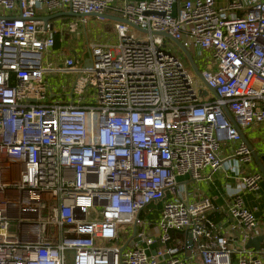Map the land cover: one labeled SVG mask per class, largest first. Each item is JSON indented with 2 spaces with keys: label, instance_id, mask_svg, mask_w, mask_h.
<instances>
[{
  "label": "built area",
  "instance_id": "built-area-1",
  "mask_svg": "<svg viewBox=\"0 0 264 264\" xmlns=\"http://www.w3.org/2000/svg\"><path fill=\"white\" fill-rule=\"evenodd\" d=\"M112 3L0 0V264H264V242L245 248L260 223L244 202L263 177L240 173L253 158L222 110L242 131L264 126V0ZM60 12L121 17L148 38L119 24L115 43L55 53L86 19H35ZM151 33L181 42L219 100H199L181 53ZM49 73L73 75L65 103ZM222 142L242 186L225 229L178 183L220 170Z\"/></svg>",
  "mask_w": 264,
  "mask_h": 264
},
{
  "label": "crops",
  "instance_id": "crops-1",
  "mask_svg": "<svg viewBox=\"0 0 264 264\" xmlns=\"http://www.w3.org/2000/svg\"><path fill=\"white\" fill-rule=\"evenodd\" d=\"M137 1L140 0H113L111 6L112 8L110 10L114 11V8L122 5L124 2ZM184 1L186 0H180V2ZM215 1L218 5L224 6L227 2L236 0ZM67 19L70 18L64 17L58 20H53L54 27H58L61 22L64 23L68 21ZM118 27L119 24L115 22L93 17L86 18L84 24H80L75 34L68 35V40H66L67 37L65 38V42L63 44L56 36L58 40L56 38L54 52L59 53L67 50L66 52L74 54V51H78L76 47H84L86 42L102 45L115 43L117 40L116 29ZM88 32H90L91 35H88ZM65 45H67V48ZM64 48L66 49L64 50ZM243 133L248 142L252 145L254 152L260 156L261 162V159L264 157V126L244 130ZM233 147L234 145H228L219 155L220 159H222L224 163L220 170L212 172L210 169H205L200 172V177L198 179H192L190 176L178 179V183L186 192V197L189 202L196 201L203 197H207L211 200L214 205V212L208 216V219L218 225H221L224 229L231 223V220L226 216L230 199L242 190L238 175L233 172H229L226 169L228 164L234 166V159L229 157L230 151ZM238 169L240 173L259 171L254 160L250 164L239 165ZM244 202L248 208L253 210L255 217L259 220L260 229L258 230L256 236L264 235V180L260 185L259 192L256 194L244 193ZM233 239L235 238L233 237Z\"/></svg>",
  "mask_w": 264,
  "mask_h": 264
},
{
  "label": "water",
  "instance_id": "water-1",
  "mask_svg": "<svg viewBox=\"0 0 264 264\" xmlns=\"http://www.w3.org/2000/svg\"><path fill=\"white\" fill-rule=\"evenodd\" d=\"M64 17H69V18H81V19H85V18H89V17H93V18H98L101 20H107V21H111V22H115L118 24H123L126 25L138 32L144 33V34H149L147 31L140 29L138 26L132 24L131 22H129L128 20L121 18V17H117V16H113V15H109V14H89V15H79V14H74L72 12H60V13H56L53 15H48V16H44V17H36V20H40L43 22V28L44 30H46L47 25H50V28L52 27V24H50L51 21L59 19V18H64ZM151 35H156V36H161L164 37L166 40L170 41L175 48L181 53V55L184 57V59L186 60L188 66L190 67L191 71L193 72V74L195 75L196 78H198L202 84L204 85V87L206 88V91H201V95L202 96H206L208 93H210L213 98L215 100H219L218 95L216 94L215 90L210 88L206 81L204 80L201 72L199 71L194 58L191 54L190 51H188L181 42L174 40L172 37H170L169 35H167L166 33H151ZM87 67H90L89 64L86 65ZM222 110L224 112V115L226 116V118L230 121V123L232 124V126L237 130L241 141L248 147V149L251 151V156L254 160V162L256 163L259 172L261 173L263 180H264V167L260 162V156L258 154H256L252 148V145L248 142V140L246 139V137L244 136L243 131L237 126V124L235 123L231 113L229 112V110L227 109L226 106H222ZM134 235V233H133ZM139 239L138 238H134L132 242H130L128 244L129 247H132L134 245L135 242H138ZM264 242V235L262 236H255L251 239H249L247 241V243L245 244V248L246 249H253L255 251H260L261 247H262V243ZM154 254V252H153Z\"/></svg>",
  "mask_w": 264,
  "mask_h": 264
},
{
  "label": "rangeland",
  "instance_id": "rangeland-1",
  "mask_svg": "<svg viewBox=\"0 0 264 264\" xmlns=\"http://www.w3.org/2000/svg\"><path fill=\"white\" fill-rule=\"evenodd\" d=\"M37 13H38V11H37ZM67 20L68 21H71V20L75 21L76 18H74V19L70 18V19H67ZM78 28H79V26L76 28V31L78 30ZM130 32L132 34H134L135 37L138 40H140V41L146 40L148 38L147 34L138 32V31H136V30H134L132 28H130ZM88 35H91L90 32H88ZM71 38H72V36H71ZM68 39L69 38L67 37L66 40H68ZM66 46L67 45H65V47ZM66 48H64V50ZM76 48H77V50L79 52H82L84 50V48L81 47V46H77ZM65 51H67V50H65ZM60 59H61V57H60ZM60 59L58 61L54 60V59L51 60L53 68L58 67L60 65L59 64ZM198 66H199V70L202 72L204 70V68L199 63H198ZM185 69H186V71L188 72V74L190 75V77L193 80V88H194V90L197 93L198 99L202 101L203 98H206L207 96H201L200 93H201V91L202 92L206 91V88L204 87L202 82L198 78L195 77V75L193 74V72L191 71V69H190V67L188 65L185 67ZM46 80L56 90L54 92L55 99L61 101L62 103H65L66 100L68 99V97H67V95L65 93V87L68 86L69 84H71L74 81L73 75H71V74H61V73H49V74L46 75ZM207 95H208L209 98L211 97L210 93H208ZM228 145L230 146L231 144H227L226 142H222V146L227 147ZM159 209H160V206L158 204L149 206L148 208L143 210L142 217L146 218L149 221V223H153L156 220V218H157V214L159 212ZM122 230L126 231L128 229H127V227L123 226Z\"/></svg>",
  "mask_w": 264,
  "mask_h": 264
},
{
  "label": "trees",
  "instance_id": "trees-1",
  "mask_svg": "<svg viewBox=\"0 0 264 264\" xmlns=\"http://www.w3.org/2000/svg\"><path fill=\"white\" fill-rule=\"evenodd\" d=\"M66 19V18H65ZM261 163H262V165H263V167H264V157L261 159Z\"/></svg>",
  "mask_w": 264,
  "mask_h": 264
}]
</instances>
